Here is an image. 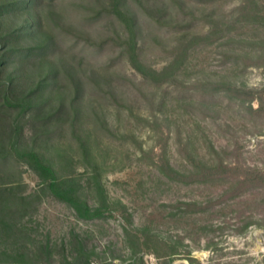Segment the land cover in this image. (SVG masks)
<instances>
[{"label":"rangeland","instance_id":"obj_1","mask_svg":"<svg viewBox=\"0 0 264 264\" xmlns=\"http://www.w3.org/2000/svg\"><path fill=\"white\" fill-rule=\"evenodd\" d=\"M237 2L0 0L7 264H264V28L232 31Z\"/></svg>","mask_w":264,"mask_h":264},{"label":"trees","instance_id":"obj_2","mask_svg":"<svg viewBox=\"0 0 264 264\" xmlns=\"http://www.w3.org/2000/svg\"><path fill=\"white\" fill-rule=\"evenodd\" d=\"M204 3L212 2V3H217L222 0H202ZM237 4L234 6L233 13H232V18H231V27L232 31H235L237 25L242 22L244 19H250L254 18L257 21V24L261 27L264 28V0H238ZM10 9V7L8 8ZM232 35H235V33L232 32ZM236 44L238 42H235ZM19 158L24 159L27 161L31 167L36 171V173L39 175V177L43 180V182L46 184V187L50 191L51 194H53L57 199L69 202L76 210L78 209H83L84 215L88 216L89 215V207L86 205L79 204L74 198H67L65 195L59 193L58 191V178L56 177L53 169L46 165L42 159L39 157L38 154L34 152H25L23 154L18 155ZM0 227L1 230H8L10 226L2 220L0 222ZM0 244V248H1ZM4 247V243L3 246ZM47 249V248H45ZM29 254H21L15 256L14 262L17 261V259H26ZM5 258H8V254L6 251L0 249V264H7L8 262L5 261ZM86 262H82V264H86ZM73 264H80L79 258L76 259V262Z\"/></svg>","mask_w":264,"mask_h":264}]
</instances>
